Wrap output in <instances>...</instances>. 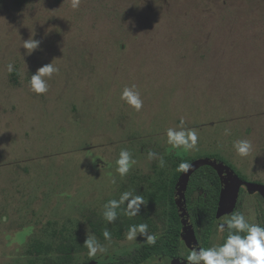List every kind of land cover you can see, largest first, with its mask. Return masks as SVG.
I'll return each mask as SVG.
<instances>
[{
  "label": "rangeland",
  "instance_id": "1",
  "mask_svg": "<svg viewBox=\"0 0 264 264\" xmlns=\"http://www.w3.org/2000/svg\"><path fill=\"white\" fill-rule=\"evenodd\" d=\"M71 4L0 0V264H24L25 245L48 220L94 236L81 211L104 209L134 172L170 169L160 164L170 152L194 158V169L216 167V155L264 183V0ZM31 39L40 44L29 52L21 45ZM50 62L59 71L37 94L29 77ZM126 86L140 93L139 111L121 100ZM181 120L197 133L192 149L167 142ZM237 140L251 142L247 156L237 155ZM122 149L135 161L124 176L115 163ZM249 210L258 224L264 201L244 191L237 211ZM127 234L97 241L104 251L84 250L79 262L106 264L129 251L138 238ZM221 237L215 232L212 246Z\"/></svg>",
  "mask_w": 264,
  "mask_h": 264
},
{
  "label": "trees",
  "instance_id": "2",
  "mask_svg": "<svg viewBox=\"0 0 264 264\" xmlns=\"http://www.w3.org/2000/svg\"><path fill=\"white\" fill-rule=\"evenodd\" d=\"M209 158L222 161L216 155H210ZM193 159L180 157L170 152L164 158V163L170 169L157 168L154 164L150 173L134 172L128 176L127 183L120 184L118 193L116 192L105 201L106 204L109 200H119L123 192H132L134 195L142 196L146 203L141 205L136 216L127 215V202L116 210L117 217L111 223L104 218V209L97 211L84 208L81 211L87 226L96 240L101 243L120 240L124 234L128 233L131 226L139 224H147V234L155 235L157 238L155 244L144 242L133 250L113 257L106 264H141L154 258L174 259L177 257L181 244L180 223L172 199V190L176 178L181 173L178 166L181 163L191 165ZM172 170L173 173H171ZM219 189L220 184L215 167L208 163L199 166L190 176L186 190V204L194 221L196 236L201 248L211 247L213 236L218 231L215 211ZM198 190L201 194L197 198H192L191 195ZM258 224L264 227L263 220L258 221ZM57 226L56 221L48 220L39 234H33L29 238L24 247V264H82L79 262L78 255L84 250L88 251L83 243L86 236L81 235L80 231L73 232L74 228L66 231L65 225H62L61 229H57ZM105 230L110 233V239H105L103 235ZM137 235L142 236L139 233ZM226 236L227 231L222 233L219 243ZM185 254V257L189 254L187 249Z\"/></svg>",
  "mask_w": 264,
  "mask_h": 264
},
{
  "label": "clouds",
  "instance_id": "3",
  "mask_svg": "<svg viewBox=\"0 0 264 264\" xmlns=\"http://www.w3.org/2000/svg\"><path fill=\"white\" fill-rule=\"evenodd\" d=\"M80 0H72L71 6L78 8ZM40 42L35 39L23 41L22 45L29 52L36 50ZM9 73L14 71V65H7ZM59 69L51 62L40 66L34 74L29 77L30 89L37 94H44L48 91V79H51L53 74ZM47 78V79H46ZM132 88L124 87L120 98L125 103L139 111L143 106V101L140 98V93ZM229 130H225L228 134ZM167 142L174 148L183 147L192 149L196 146L198 136L195 130L186 129L184 121H180L178 128H168L166 130ZM233 148L237 155L247 156L251 151L252 144L248 140H237L233 142ZM149 159L156 156V153L149 152ZM116 171L124 176L129 172V169L135 161L132 159L130 152L127 149H122L115 161ZM160 164L163 166L164 161L161 158ZM181 171H187L190 168L188 163H181L179 166ZM114 182V181H113ZM127 202V215L136 216L141 205L146 202L142 196L134 195L132 192H123L119 200H109L104 205V218L109 222H113L117 217V209L120 205ZM255 214L249 210L246 215L244 212L236 211L229 217H226L223 222L218 224L220 233L227 231V236L223 237L221 243H217L208 248H199L191 250L187 255V264H264V227L252 222ZM147 224L133 225L129 228L127 239H135L137 233L144 236L149 244H155L156 236L147 234ZM105 239H110V233L105 230L103 232ZM84 246L88 249L89 257H94L97 251L103 252L104 249L100 246L94 236H89L84 240Z\"/></svg>",
  "mask_w": 264,
  "mask_h": 264
},
{
  "label": "water",
  "instance_id": "4",
  "mask_svg": "<svg viewBox=\"0 0 264 264\" xmlns=\"http://www.w3.org/2000/svg\"><path fill=\"white\" fill-rule=\"evenodd\" d=\"M217 162L218 164L215 167V171L219 179L220 189L215 218L217 220V224H219L234 212L240 188L242 186L246 188L248 193L253 194L257 192L264 197V184L242 179L229 165L221 161ZM192 165L193 164L191 163L190 168L187 171H181L178 175L174 184L172 196L181 226L180 237L189 250H198L201 247L196 239L193 224L186 204V190L190 176L195 170ZM94 263V261H91L89 264ZM183 264H187V261H184Z\"/></svg>",
  "mask_w": 264,
  "mask_h": 264
},
{
  "label": "flooded vegetation",
  "instance_id": "5",
  "mask_svg": "<svg viewBox=\"0 0 264 264\" xmlns=\"http://www.w3.org/2000/svg\"><path fill=\"white\" fill-rule=\"evenodd\" d=\"M177 179V178H176ZM176 181V180H175ZM174 184H175V182H174ZM260 184H264V183H260ZM173 188H174V186H173ZM244 191H246V188L245 187H241L240 188V192H239V196H238V200H237V203H236V206H235V209H234V212H236L237 211V207H238V204H239V201H240V199H241V196H242V193L244 192ZM247 192V191H246ZM248 193V192H247ZM172 194H173V190H172ZM250 194V193H249ZM253 194H255L260 200H263L264 201V197H262L259 193H257V192H255V193H253ZM172 199H173V196H172ZM233 212V213H234ZM190 214V213H189ZM197 215V217H198V213L196 214ZM190 217H191V221H192V224H193V228H194V221H193V219H192V216H191V214H190ZM196 217V218H197ZM260 220H263L264 221V216H262V215H260L259 216V218H258V221H260ZM217 221V220H216ZM180 223V222H179ZM217 226H218V224H217ZM180 232H181V226H180ZM194 232H195V236H196V231H195V228H194ZM148 235H150V234H148ZM137 236V238H138V240H137V244L134 246V247H132L130 250H133L134 248H136V247H138V246H140V245H142L144 242L146 243L147 242V240H146V238L144 237V236H139V235H136ZM179 237H180V233H179ZM196 239H197V241H198V238H197V236H196ZM180 240H181V244H180V253H178L177 254V257L176 258H174L173 260H175V259H181V261H180V264H183L184 263V261H186V257H185V250L187 249V251H189V253L191 252V250H189L186 246H185V244H184V242H183V240L181 239V237H180ZM198 243H199V241H198ZM129 250V251H130ZM128 252V251H127ZM126 253V252H125ZM181 253H183V254H181ZM122 254H124V253H122ZM122 254H119V255H122ZM115 256H118V255H115ZM115 256H113V257H115ZM113 257H111V259L113 258ZM157 259H162V258H157ZM163 259H165V258H163ZM167 259V258H166ZM151 259H149V260H146L145 262H143V263H141V264H145L146 262H148V261H150Z\"/></svg>",
  "mask_w": 264,
  "mask_h": 264
}]
</instances>
